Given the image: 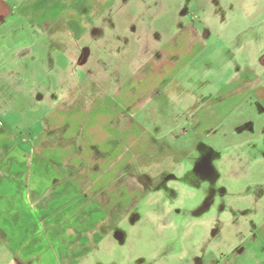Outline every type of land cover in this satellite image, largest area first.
Here are the masks:
<instances>
[{
    "label": "rangeland",
    "instance_id": "obj_1",
    "mask_svg": "<svg viewBox=\"0 0 264 264\" xmlns=\"http://www.w3.org/2000/svg\"><path fill=\"white\" fill-rule=\"evenodd\" d=\"M2 1L12 12L0 23V225L10 227L6 221L21 211L25 264H264V0ZM188 25L202 50L169 81L160 77L146 86L137 80L145 70L142 51L159 49L148 44ZM245 67L260 89L239 94L242 102L216 131L196 136L192 119L232 90L236 71ZM69 71L79 76L71 99L89 86L90 95L80 94L82 107L105 89L118 115L115 95L130 84L138 114L156 116V129L144 125L154 150H128L121 176L99 192L109 199L114 184L124 183L120 203L129 206L119 222L104 226L108 238L88 255L85 237L74 251L63 246L68 238L46 237L42 222L50 212L34 202L39 190L33 185L50 195L58 177L33 151L47 109L40 95L62 83L61 90L70 87ZM119 148L109 143V161ZM12 260L0 232V264Z\"/></svg>",
    "mask_w": 264,
    "mask_h": 264
},
{
    "label": "crops",
    "instance_id": "obj_2",
    "mask_svg": "<svg viewBox=\"0 0 264 264\" xmlns=\"http://www.w3.org/2000/svg\"><path fill=\"white\" fill-rule=\"evenodd\" d=\"M11 12L0 0V23ZM192 32L194 30L188 25L178 29L177 35L167 37L162 43H149L148 47L157 46L159 49L157 51V48L153 47L149 51L146 50L147 52L142 51V54L146 55L145 70L143 68L139 71L137 80L145 81L146 86L153 84L154 80L160 77L167 78L169 81L187 66L204 46L201 37L195 32L196 36H194ZM71 51L68 52L66 49V54L72 53ZM70 61L73 62V55ZM260 66L264 68L261 64ZM67 73L64 75L67 77L66 80L70 79L71 82L74 80L70 87L61 90L64 84L62 83L52 93H43L44 99L41 97L42 94L40 95V100L45 101L47 109L43 117L42 128L32 138L36 144L33 151L40 157L41 162L53 164L51 168L46 169V172L53 171L58 177L54 178L51 183L55 188L50 195L45 193L47 188L40 193L41 188H37V184L33 185L35 190H39L35 193L34 202L42 211L50 212V215L42 222L46 237L50 234L54 237L61 236V239L68 238L71 241L63 245L68 251H74L78 246L81 247L79 239L85 237L87 244L84 247L88 249L85 254L88 255L93 254L96 246L108 238V233H104V226L108 223L119 222L124 216L121 210L129 206L120 203L121 193L126 191L124 183L114 184L109 199L99 192L105 191L109 182L112 180L115 182L116 178L121 176V168L128 162L125 158L128 150L131 148L141 151L146 148L154 150L149 131L144 129V125L156 129V116L154 111L144 114L141 111L142 103L139 104L141 113L138 114L137 104L132 105L130 102V98L136 91L134 87L129 86L130 84L127 92L115 95L122 106L118 115L108 106L107 98L103 93L105 89L103 91L94 90L99 98L87 108L82 107L80 94L90 95V93H85L89 86L81 89L80 93L77 92L79 97L71 99L70 95L79 87V76L77 72ZM234 79L237 82L232 84V90L223 91L218 103L208 110L202 108L192 119L191 128L196 136L207 137L216 131L220 122L224 120L223 118L227 117L242 102V96L239 94L246 98L248 92L255 91L256 88L260 89L257 75L247 67L236 71ZM261 92L260 97L264 100V84ZM233 94L237 95L233 97L234 99L231 97ZM35 95L38 96V94ZM48 95L52 97L48 98ZM219 108L226 109L227 113L224 117H218ZM117 117L118 120H116ZM110 142H115L117 146H120L112 161H109L107 153ZM80 144L89 149L97 147L99 150L92 152L83 146L82 150L79 151L78 148V151H75L74 146L79 147ZM70 176H76V184ZM78 176L81 179L78 180ZM79 181L83 182L79 184ZM20 213L12 215L6 221L7 226L10 224V227L0 225V232L4 233L5 243L11 248L13 254L10 264H25L29 260L25 251L24 239L27 226H24V216ZM80 222L82 226H79Z\"/></svg>",
    "mask_w": 264,
    "mask_h": 264
},
{
    "label": "water",
    "instance_id": "obj_3",
    "mask_svg": "<svg viewBox=\"0 0 264 264\" xmlns=\"http://www.w3.org/2000/svg\"><path fill=\"white\" fill-rule=\"evenodd\" d=\"M260 64L264 66V57L260 59Z\"/></svg>",
    "mask_w": 264,
    "mask_h": 264
}]
</instances>
